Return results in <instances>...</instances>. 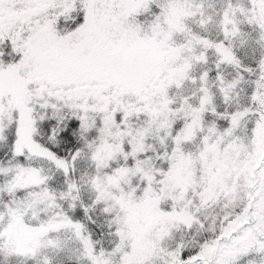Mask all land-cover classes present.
<instances>
[{"label":"snow or ice","instance_id":"1","mask_svg":"<svg viewBox=\"0 0 264 264\" xmlns=\"http://www.w3.org/2000/svg\"><path fill=\"white\" fill-rule=\"evenodd\" d=\"M0 264H264V0H0Z\"/></svg>","mask_w":264,"mask_h":264}]
</instances>
